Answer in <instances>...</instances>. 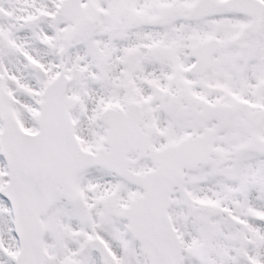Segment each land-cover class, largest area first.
Instances as JSON below:
<instances>
[{"label":"snow or ice","instance_id":"obj_1","mask_svg":"<svg viewBox=\"0 0 264 264\" xmlns=\"http://www.w3.org/2000/svg\"><path fill=\"white\" fill-rule=\"evenodd\" d=\"M0 264H264V0H0Z\"/></svg>","mask_w":264,"mask_h":264}]
</instances>
